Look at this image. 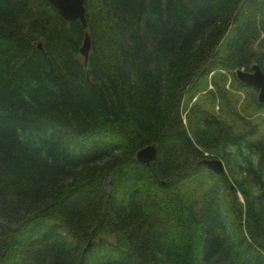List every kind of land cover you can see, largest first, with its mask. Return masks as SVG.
Wrapping results in <instances>:
<instances>
[{"label":"trees","instance_id":"1","mask_svg":"<svg viewBox=\"0 0 264 264\" xmlns=\"http://www.w3.org/2000/svg\"><path fill=\"white\" fill-rule=\"evenodd\" d=\"M85 10L0 0V264H264V0Z\"/></svg>","mask_w":264,"mask_h":264},{"label":"water","instance_id":"2","mask_svg":"<svg viewBox=\"0 0 264 264\" xmlns=\"http://www.w3.org/2000/svg\"><path fill=\"white\" fill-rule=\"evenodd\" d=\"M51 5L58 10L60 15L68 22L81 21L83 26L87 28L85 0H49ZM42 49V44L38 45ZM91 52V39L86 33L83 45L80 50V55L84 58L85 65L89 60ZM237 79L245 86L252 87L258 91V102L264 105V73L259 65L252 67V72L243 70L237 71ZM157 149L155 145H151L141 149L137 153V161L141 164L150 166L151 163L157 160ZM208 170L215 174H225L226 168L224 163L218 159H210L204 162ZM90 246V244L88 245Z\"/></svg>","mask_w":264,"mask_h":264},{"label":"rangeland","instance_id":"3","mask_svg":"<svg viewBox=\"0 0 264 264\" xmlns=\"http://www.w3.org/2000/svg\"><path fill=\"white\" fill-rule=\"evenodd\" d=\"M225 45H226V42L222 45L221 52H223V49H224ZM243 71H245V70H243ZM250 72H252V69L250 70ZM227 86H229V84H227ZM209 89H212V85H209ZM205 93H206V91L200 93L197 97L193 98L192 101L190 100V96H186L185 99H184L183 108H182L183 111H184V113H185L186 107H188L189 105H191L192 103H194L198 98H201L203 96V94H205ZM257 98H258V91H257ZM219 109H220V102H216V104H215V111L219 112L218 111ZM263 118H264V112L257 113V114H255L254 118L253 117L250 118L253 123L259 125L260 131H261V133H260L261 135L264 134V120H263ZM216 159H218V158H216Z\"/></svg>","mask_w":264,"mask_h":264}]
</instances>
